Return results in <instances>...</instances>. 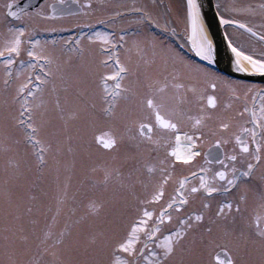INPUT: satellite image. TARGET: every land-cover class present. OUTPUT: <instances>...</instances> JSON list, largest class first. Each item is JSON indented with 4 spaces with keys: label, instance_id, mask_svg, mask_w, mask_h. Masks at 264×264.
Returning <instances> with one entry per match:
<instances>
[{
    "label": "rangeland",
    "instance_id": "rangeland-1",
    "mask_svg": "<svg viewBox=\"0 0 264 264\" xmlns=\"http://www.w3.org/2000/svg\"><path fill=\"white\" fill-rule=\"evenodd\" d=\"M2 15L0 50L8 53L16 29L26 26V30L19 54L14 53L18 63L0 65V264H136L138 257L118 249L116 242L127 238L144 207L154 210L153 216L137 230L139 239L133 246L145 253L163 251L164 237L191 215L184 207L178 217L170 212L175 216L170 222L157 220L161 208L169 211L175 173L152 162L135 143L124 139L117 150L108 151L96 137L111 132L121 136L128 125V81L118 69L138 67V55L150 52L146 48L158 36L150 26L162 24L166 31L175 22L181 36L171 37L189 36L183 33L188 21L192 26L187 0H125L102 17L110 26L94 29L82 17L55 20L36 12L11 23ZM29 51L48 59L30 57ZM152 58L150 53L142 58L149 63L145 67H150ZM116 83L123 95L109 114L104 110L105 85L111 91ZM29 90L34 93L27 98L33 122L40 126L39 136L53 145L43 165L36 160L25 127L16 123ZM165 179L163 198L151 201ZM193 223L200 228L188 233L169 264H216L218 247L235 243L234 236L203 229V222L194 216ZM253 247L250 256L237 259L261 264L259 246Z\"/></svg>",
    "mask_w": 264,
    "mask_h": 264
},
{
    "label": "flooded vegetation",
    "instance_id": "flooded-vegetation-1",
    "mask_svg": "<svg viewBox=\"0 0 264 264\" xmlns=\"http://www.w3.org/2000/svg\"><path fill=\"white\" fill-rule=\"evenodd\" d=\"M21 1L0 0V19L3 20L4 14L7 21L15 23L24 20L29 14L40 12L47 13L55 20L82 17L94 29L110 26L109 19L102 20V17L111 13V9L119 8V4L125 0H45L37 9L24 13L19 20H10L7 16L8 4L15 5ZM214 3L220 19L224 18L221 23L232 50L239 49L233 50L235 63L239 68L247 69V73H259L247 68L243 60H264V0H214ZM53 5L62 8L56 11L72 14L54 17L51 9ZM188 23L187 30L183 33H188L189 36H182L180 40L171 37L174 34L181 36L182 31H175V22L172 25L167 23L170 29L166 31L162 24L161 27H155L150 23V29H154L152 32L157 31L158 34L155 41H148L151 46L146 49L150 52L144 49L145 53H139V58H136L139 64L134 63L138 67L118 69L128 81L125 84L128 125L124 127L121 136H117L116 132L97 136L116 140L111 151L117 150L126 139L129 143H135L152 162L170 167L177 177L172 197H175L180 182L183 181V191L188 197L184 207L189 208L190 214L198 211L203 213V229L211 228L222 236H235L241 231L248 235L256 217H264V199L261 197L264 190V83L234 78L217 70L211 54L212 44L209 46L208 39L201 41L193 36L191 40L192 26ZM115 28L117 31L121 30L119 26ZM201 44L211 59L198 54ZM149 53L153 58L147 68L145 65L149 63H143L142 58ZM8 55L9 53H5V57ZM11 55L13 63H18L14 53ZM248 56L253 59H248ZM5 57H0V65H3ZM118 66L122 68L119 64ZM212 84L216 87L213 88ZM148 96H154L162 104L161 114L165 119L171 118L173 122H178V130L165 128L156 120L153 110L145 105V98ZM213 96L214 106L208 103V99ZM197 120L201 122L197 124ZM222 123L228 127L221 128ZM141 124L145 125L144 132L140 131ZM149 124L151 128L147 127ZM177 131L181 134L180 140L190 145L189 153H196L189 162L176 160L173 155L172 150L176 151V145L180 141L175 139ZM183 133L191 136L196 143L186 139ZM217 140L220 144L216 143ZM241 143L248 145L247 152L240 148ZM256 144L260 145L259 149H256ZM233 155H236V161H231ZM257 155L259 160L256 159ZM247 163L253 164L251 175L241 177L236 186L227 188V179L233 175V165L239 174L242 168L246 169ZM220 170L226 172L225 179L216 175ZM207 186L221 190L209 193L206 191ZM193 188L196 191H192ZM229 201L233 204L240 203V213L218 217L216 212L219 206ZM184 207L175 211L176 217ZM167 212H172V209ZM174 218L172 216V220ZM200 226L201 224L195 230ZM222 250L230 255V264H239L241 260L237 257L243 258L237 251L236 243L225 242L217 249ZM250 252L245 258L250 256Z\"/></svg>",
    "mask_w": 264,
    "mask_h": 264
},
{
    "label": "snow or ice",
    "instance_id": "snow-or-ice-1",
    "mask_svg": "<svg viewBox=\"0 0 264 264\" xmlns=\"http://www.w3.org/2000/svg\"><path fill=\"white\" fill-rule=\"evenodd\" d=\"M8 9L10 11V14L12 17H17L18 16V11H13L12 10V3L8 4ZM198 4L196 3V0H187V9H188V14L191 16L192 19V28H193V33H195V28H196V13L198 9ZM19 11H23L20 9ZM55 9H53L52 15H55ZM221 19H224L221 17ZM235 23V21H233ZM227 23V21H225ZM26 26H21L16 29L14 33V38L8 42V47H7V52L9 55L5 57V52L0 50V57H5V63L11 65L13 63V57L12 53L19 54L20 51V45H21V36L25 32ZM211 42L209 41V46ZM193 47H197L196 45H193ZM234 51H239V49L234 48ZM210 51V47H209ZM28 56H36L38 60H43V59H48V57L41 56L40 54L36 53L35 51H29ZM198 54L203 55L205 59H211V56L208 55L204 49L203 44H201L198 47ZM242 55L244 53H241ZM248 59H253L251 56H248ZM23 63V61H21ZM41 67H45V65L41 64ZM254 68L256 71L259 72H264V60H258L254 61ZM242 71H247V69H244L241 67ZM40 76H36V80H40ZM7 83V82H6ZM34 87L38 88L40 87L39 84L34 85ZM212 87L215 88L216 85L212 84ZM194 90V89H193ZM20 91H24V87L21 86ZM34 95L32 90H29L27 93V96L23 97L24 99V104L22 105V110L19 114V117L16 119V123L18 125H23L25 127V130L27 131V139L28 141L34 146L35 148V156L36 160L41 164H46L47 161L45 159L48 151L53 148V145L51 143L46 142L43 138L39 136L40 132V126L35 124L33 122V117L31 113V107L29 106L28 103V96ZM123 95V92L121 91V85L120 83L115 84L114 90L109 91L107 89V85H105V90H104V101H105V108L104 110L108 112L109 114H112L114 112V109L116 105L119 103L120 97ZM59 103V101H57ZM208 103L212 104L213 106L215 105V97H210L208 99ZM145 105L152 109L156 120L160 122V124L165 127V128H170V129H177L178 130V122H173L171 118L165 119L164 115L161 114V107L162 104L158 103L156 98L154 96H148L145 98ZM201 121L197 120L196 123L199 124ZM148 128H151V125H147ZM221 128H227L228 125L222 123L220 125ZM145 130V125L141 124L140 125V131L144 132ZM186 139L192 140V137L189 136L187 133H183ZM181 134L179 131H177V134L175 136V139L177 141L180 140ZM239 139V137H237ZM116 143V140L113 139L111 140L110 143H107L105 147L112 148L113 145ZM192 143L195 144L196 141L192 140ZM217 144H220V141H216ZM240 148L244 151H248V145L245 143L240 144ZM260 145L256 144V149H259ZM173 155L175 156L176 160H181V161H191L193 157L196 155L195 152L188 153L186 155H181L175 151V149L172 150ZM256 159L259 160L260 157L259 155L256 156ZM237 157L236 155L231 156V161H236ZM253 168L252 163H247L246 169L242 168L237 174L235 165H233L231 171L233 175L231 178L227 179V188H232L233 186H236L237 181L241 177H248L251 175V170ZM203 171V169H201ZM221 179L226 178V172L224 170H220L219 172L216 173ZM203 179V178H202ZM166 183V179L161 182L160 186L155 189V191L151 194L150 200L155 202L159 201L163 198L164 196V188L163 184ZM184 183L183 181L180 182V188L177 189L175 197H170L169 201L167 202V208L172 209L173 211H177L181 208L184 207V203L187 202L188 197L185 195V192L183 191ZM225 188L224 190H227ZM221 190L220 188L213 187V186H207L206 191L211 193V192H216ZM192 191H196L195 188L192 189ZM261 197L264 199V190L261 192ZM145 204H148L149 201H145ZM94 209L96 207H99V205H93ZM154 211V210H153ZM153 211H150L147 207H144L140 210V215H139V223H134L131 226L130 232L127 236L122 241L116 242V247L118 249H122L126 253L133 254L138 257V260L136 264H139V260H143L144 264H169V258L175 254L177 251V248L179 245L182 244L183 240L187 237L189 232H192L193 229L198 227V224L193 223V216L195 218L196 222L202 221L204 219L203 213L201 214H191V215H185L179 222H180V227L175 230V232H169L167 236L164 237V240L166 241L162 247L163 251H157L156 249H151L148 253L144 252V248H140L137 250L133 245L137 239H139L137 235V230L140 228H143L144 226L147 225L148 223V218L153 216ZM241 211V205L239 202H236L233 204V202L229 201L224 204H221L218 208V211L216 212V215L218 217L221 216H228V215H233L234 213H240ZM172 220V214L169 212L164 211L163 208H161L159 212V216L157 217L158 221H163V220ZM208 231H211V228H208ZM151 235H156L155 231L151 233ZM22 240L27 241L28 237L23 236L21 237ZM62 237L60 240L57 242H62ZM94 240L96 239L95 237L93 238ZM235 243L237 245V251L240 253L242 257H245L249 254L250 250H254L255 245L258 244L261 256L264 257V217L262 216H257L256 219L254 220L253 224L251 225V232L248 235H245L243 231L237 232L234 236ZM201 240H203V237H201ZM194 243V241H193ZM146 247H150V244H146ZM239 264H245V261L242 259ZM261 264H264V259H262Z\"/></svg>",
    "mask_w": 264,
    "mask_h": 264
},
{
    "label": "water",
    "instance_id": "water-1",
    "mask_svg": "<svg viewBox=\"0 0 264 264\" xmlns=\"http://www.w3.org/2000/svg\"><path fill=\"white\" fill-rule=\"evenodd\" d=\"M43 1L44 0H22L12 7L13 11H18V16L12 17L9 9L7 10V15L12 20H18L23 15V13L35 10L42 4ZM196 3L199 6L197 11L200 14L202 22L207 29L212 42L211 54L215 67L219 71L231 77L264 83L263 73H247L245 71H242L241 68H239V66L235 63L230 45L227 41L221 20L215 9L213 0H196ZM20 9H22L23 11H19ZM53 9H55V7ZM65 14L67 13H56L53 16H61ZM97 142L104 148L110 149L108 147H105L107 143L102 138H98ZM215 259L218 262L227 264L226 262L228 258L225 256L224 252L221 251L216 254Z\"/></svg>",
    "mask_w": 264,
    "mask_h": 264
},
{
    "label": "bare ground",
    "instance_id": "bare-ground-1",
    "mask_svg": "<svg viewBox=\"0 0 264 264\" xmlns=\"http://www.w3.org/2000/svg\"><path fill=\"white\" fill-rule=\"evenodd\" d=\"M198 10V9H197ZM192 20V19H191ZM192 36L195 39H199V40H205L208 39V34L205 30V27L202 23V19L200 17L199 12L197 11L196 13V28H195V33H193V28H192ZM238 60L242 61L241 57L237 56ZM243 64L249 68V69H255L254 68V62H248L243 60ZM176 152L181 154V155H186L190 152V146L189 145H183V144H179V146H177ZM181 161V160H179ZM185 162V161H182ZM189 162V161H187Z\"/></svg>",
    "mask_w": 264,
    "mask_h": 264
}]
</instances>
